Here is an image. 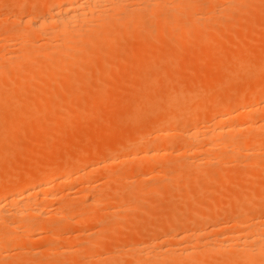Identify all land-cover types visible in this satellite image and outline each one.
<instances>
[{
	"label": "rangeland",
	"instance_id": "374dc122",
	"mask_svg": "<svg viewBox=\"0 0 264 264\" xmlns=\"http://www.w3.org/2000/svg\"><path fill=\"white\" fill-rule=\"evenodd\" d=\"M64 1L62 0H0V72H1L0 73V84H1L0 85V101H2L0 102V120H1L0 121V134H1L0 139L4 138L3 140H6V144L8 143L6 146V144H3L5 143V141L0 140V144L2 146L5 145L6 147V148L4 147L6 149L5 156H4L5 160L0 163H4L6 161L8 162L10 159L8 163L10 165L11 159L12 161L15 159L13 155L15 156L16 154L20 155V156L17 155V157H19V160L21 159L22 162L23 160L25 162V160L27 159L29 160V163H30L29 164L28 161L26 160L27 165L23 163L25 165L24 166L20 160L19 162L21 164H20V167H18V169L17 167L16 168L14 167V164H16L14 163V161L13 163H11L13 164L12 166L14 168L11 167V165L8 166L6 164V166H8L9 168L11 167L12 170L11 169L9 170H11L12 172H10L8 168L3 164L4 166L3 170H1L2 168L0 167V172H2L0 173V192L2 190H5L8 186L11 188L17 187L16 189L18 190L22 189L23 188L22 181L25 179V177L23 176H26L24 174H28L26 177H29V175H34L38 180L40 179L43 180L44 178H46L45 176L46 173L53 172L54 175H56L55 178L57 177L59 179V180L54 179L53 183L51 184V188H49L51 193L55 194L57 192L56 194L59 195L58 196L59 203H55V204L47 203L44 206V209L46 211L52 210V214L55 212L54 215H50L48 216V218H45L46 222L51 221L50 222L51 225L50 223H48L49 227L51 228V229L49 228L50 232L42 228L39 230L40 232L37 230L35 233L36 240H34L35 242L32 241V244L34 246L31 243H29V245L27 244V245L18 246V243H17L16 246L13 247V249H10V251H8L9 253L6 251V249L3 251H1L2 249H0V264L3 262L6 264H12V263L13 264H25V263L28 264L29 261L31 264L32 263L33 264H52V263L53 264H57V263L58 264H73V263L74 264H102V263L103 264H135L136 262L133 260L138 261V258L135 259L136 256L138 257V254L133 253L134 251L132 249L137 244H143L147 246L148 245L147 243L155 236H157L158 239H160L157 244L158 247L163 246V245L170 246L172 242L169 243L167 239L169 240L173 238L175 235L178 236L179 239L182 240V243L184 245H186L187 241L185 242L183 237L187 238L189 237V235L194 234L195 229L198 231H200L199 229H202L201 231H203L204 233L202 234L203 236H205L204 241L208 242V241L217 239L219 235L223 236L225 233H227V231L230 232L231 229L228 230V226L234 227V228L231 227L232 230L234 229L233 230L234 232L231 230L232 234L230 232L228 233L229 236L226 234L224 235V236L230 237L235 233H237L235 235H238L242 233L241 231L245 229H250L248 226H252L256 220H259L261 216L264 217V169H263L264 168V131L262 130L263 131L262 132L261 129H258V128L256 129V127H259L260 124L262 125L264 123V109H262L264 108V95H263L264 94V65H263L264 64V11H263L264 2H262L264 0H259L260 2H258V0H232L233 1L232 3L229 2L231 0H199V1L190 0L191 1L189 2L190 5L193 3L195 4V6L192 7L193 11L191 10V15L189 14L190 15L189 17H188V14L187 13L186 14L188 18L192 19L195 17L196 20H198L197 27H195L194 29L192 28L190 30H183V29L181 30V28L177 27L175 29H172V31L171 30L167 31L166 35L164 34V38L162 35H161L162 37L160 36L155 37L152 33H150V31H148L149 29L146 27V24L147 22H150L148 24L151 26L153 24L152 22L156 21V20L151 21L152 19H154L155 16L150 15L149 10H148L149 15L145 16V14L148 12L145 13L143 9H141L140 7H137L138 5L139 6L141 5V7L144 8L143 4H141L139 0H134L135 1L134 4L137 3L135 7L139 9L137 10L134 7V9L138 11V12H135L136 14L135 16L139 14V11L141 13L140 15L142 16L139 23L137 22V20H134L133 19L134 17H133L132 18L133 21L131 20L133 24L129 23L130 25H133V26H130L132 28H129L128 31H127L128 27H122V26L120 27H122V29H124L125 31L122 29L120 30V27H118L119 30L114 29L115 30V31L113 30L114 31V34H113L114 41L111 37L110 42H109L110 45L107 42H102V44L101 42H96L99 44H95L92 41L95 46V47L93 46L92 48L89 46V45L91 46L93 45L91 44V42H89V45H88V43L87 44L83 43V41L80 39L81 43L86 44V45H83V44L81 45L77 43L79 44V47L76 45L75 47L74 45H70L71 47L73 46L72 48H70V46H68V48L70 49L67 51H70V54H69L70 56L66 55L67 57L64 55V53L66 54V52L64 51L67 48L65 47V45L63 47L65 39L62 40L63 42L58 43L52 38V41L48 42L46 41L48 40V38L45 37L44 35H41L43 36L41 38V36L38 34L39 37L36 38L35 36H37V34H35V36L33 34V37H31V39L28 42L29 38L27 40H24L23 38L19 36L21 34V31H20L21 29L22 31L24 29H25L24 31H26L27 28H29L30 26L29 24H27V27L25 28L26 24L24 25V23L21 22L20 18H22V20L24 19L29 20V18L36 20L38 18L40 19L41 16L43 18V15L45 17L47 13L49 14V11H51L58 2L63 3ZM129 1L130 0H128V2ZM163 1L162 3H164V5L160 9L161 13L162 11H164V13H162L163 16L164 14H168V16L171 14L170 6L172 7L173 3L174 4L176 3L174 6H177V4L181 5V2L178 0H176L178 1V3L175 0H174L175 2H172L173 0H170V1L168 0L170 3L167 2L166 4H165L166 1L164 2ZM224 1H227L228 3ZM250 1L251 3L252 1H254L258 4L256 5L254 3L251 4ZM128 2L127 4H129L130 6L133 4V3L130 4ZM224 3H226V5ZM248 3H250L251 5ZM165 5H168L169 7L168 6L164 7ZM184 6L187 7V5H184ZM250 6L253 7L251 9L254 11L250 12L249 14L248 11H251ZM258 6H262V7L260 8ZM167 7L169 8L170 12L167 11ZM186 7L184 8L182 7V8L186 10H188V8L189 10L191 9V6H189L188 8ZM131 9L133 10V8ZM207 10L213 13L209 12L210 14L209 13L206 14ZM256 10H257V13H255ZM178 14H175L176 16H174L173 18L174 21H179L181 19H182L181 21H183V20L188 19L187 17L184 16L183 13L182 15H180L181 12L179 15ZM240 14H243V16H245L246 14L247 16L243 18L242 15ZM248 14H249V17H248ZM156 16L158 17V15ZM159 17H162V15H159ZM157 19H159V21L157 20L156 22H159V23H160V20H162L161 18H157ZM144 22L145 24H143ZM22 24H23V27H22ZM227 25H228V29H227ZM133 27L137 29H134ZM131 29L132 30L134 29L136 33L134 32V30L131 31ZM227 30H228V33H227ZM121 31H124V32L121 33ZM213 31L216 34H214ZM149 33L153 36L149 35ZM99 34L100 33H97V35ZM167 34H170L168 35L170 37L173 36L175 40L169 39L168 40L169 42H165L167 41L165 39H168ZM180 35L182 36L184 35L185 37H188V38H181V40L176 41L177 36H180ZM143 36L145 37V39L143 38ZM219 36L220 37L222 36L221 39ZM64 37H61V38L63 39ZM115 37L119 39L116 40ZM43 38L45 39L44 40L45 42L50 43L48 47L44 48L45 45L42 44V43L45 44V42L42 40ZM77 38H80V37H77ZM77 38L76 40L75 39L74 40L77 41ZM66 39H68L67 42L72 40L71 37H66ZM56 40H58V37L56 38ZM170 40L172 41L170 42ZM39 41H40V44H39ZM209 41L210 43L213 42V44L211 45ZM35 42L36 43L38 42V43L36 44ZM67 42H65V44ZM35 44L38 46L43 45V47L41 46L37 48L38 46H36ZM59 44L62 46H60ZM201 45L202 47H204L203 49L200 48ZM207 45L209 46L211 45L210 48ZM213 45H215V47ZM87 46H89L88 48H91V50L93 49L92 52H94V50L96 49L97 50L94 53H92L91 50L84 49V48H87ZM104 46L105 48H103ZM156 46H159L160 48ZM20 47H22L21 49L24 50V52H22L21 50H18ZM24 48H27V49H24ZM31 48L34 51H32V55L31 54L28 55L29 59L28 58L24 59L25 57L24 58L22 57L20 58L19 60L20 62H19L17 60L19 56H22L23 54L25 55L26 50L28 49L31 50ZM61 48L63 49V51ZM189 48H192V49H189ZM19 51L22 52L20 53V55L18 54ZM45 51H47L48 53L50 52L54 53L55 55L54 56L46 55ZM71 51H74L73 54ZM108 51L111 53H109ZM86 53L87 55L85 56ZM131 53L133 54V57L131 56L132 55ZM34 54L36 55V57L33 56ZM183 54H185L186 56ZM16 55L18 56V58L16 57ZM59 55L60 57H62V59L64 58V59H67L68 61L67 63L65 61V65H63L64 67H60L59 66L60 64H56L57 62L58 63L61 62V61H58L60 60ZM63 55L65 57H63ZM5 56L9 60L8 62L12 61L11 63L13 65L11 64L10 66H13L12 68L16 74H14V71L11 68L10 69L11 71L9 72H12V71L13 72L9 73L10 75L8 74L6 76L5 75L6 71L9 70L8 68L10 67H8L9 66L8 63H5L8 65V66L6 65L8 68L5 67V64H2L3 67L7 69L6 70L4 69L5 74L3 73L1 77V74H2L1 63H3L5 58L3 60L2 58ZM8 57H10V59ZM7 59H5V61H7ZM21 59H23V61ZM68 59H70V61ZM110 59L112 62L110 61ZM52 61L53 63L56 64L55 66L53 65ZM17 63L19 66H21L20 68L17 65ZM167 63L169 64L166 65ZM67 64L68 66H71V67H68V69H67ZM86 65L88 66V68ZM162 65L163 66L165 65V66L163 67ZM15 66L16 68H14ZM148 67H150L151 69ZM165 67L168 68V70ZM85 68H87V70ZM30 70H32L33 72ZM81 71L83 72V74L81 73ZM50 72H53V73L51 77H48L47 75ZM172 72H174L176 75L173 74ZM4 75H5V78L3 77ZM11 75L12 76L14 75L15 76L14 79H17V80L12 79ZM80 77L82 78L80 81H78ZM6 82L12 85H8L6 84ZM17 82L19 83L17 84ZM95 82L96 84H94ZM20 84L23 86H21ZM1 86L5 88L8 87L10 92H13L15 96L12 93H10L7 90V88L5 90V93L6 91H8L9 93H6V94L3 93L4 90H3V87L1 88ZM10 86L13 88H10ZM78 86L80 88H78ZM122 86H124L125 88H123ZM19 88L20 90L22 89L23 93L19 92L20 91ZM18 92L20 94H17ZM36 93H39V94H36ZM21 94L22 95L24 94L26 96L24 95L21 96ZM202 94L203 95L207 94V95L203 96ZM18 95H20V98L18 97ZM62 96H64V98ZM7 97H10V98L7 99ZM53 97L55 98V100ZM78 97L80 98L76 99ZM5 98L8 101L5 102L6 100ZM11 99L13 100L15 99L14 104L16 105H17V102L20 103V107L22 106L21 107L22 110L20 109V107L16 108L17 106L13 104V100ZM9 100L12 101L11 103L13 106L10 105L11 103H9ZM169 100H171V103L173 105H170L171 103L169 104ZM187 102H190L189 104L191 106L190 105L188 106ZM67 103L69 104L68 107L65 106V104L67 105ZM239 103L241 104L243 103L242 104L243 106ZM7 104L8 106H6ZM77 104L80 106H78ZM85 105L88 107L86 108ZM175 105H177V107ZM3 107H5L6 109ZM185 107L186 109H184ZM154 108H158V109H154ZM173 108H175L174 111H173ZM177 109L179 110L176 111ZM239 109H243V110L248 109V111L250 110V112L252 113V114L250 113L251 117H249V118H252L251 124L253 125L255 123L253 125L254 127H251L252 129H246V130L243 129L244 132L239 131L237 133L238 138H245V140L247 141L245 142L246 146L244 145L243 146L244 148L243 147L241 148V150L242 149L244 150H242V156L240 155L241 156L240 158H234L233 157L234 153L232 154L231 152L229 153L223 152L222 157H221V155L218 153L219 151H216L217 154L214 152L215 155L211 154L210 156V154L208 153L210 156V160H208L209 159L208 157H205V159L203 158L204 153L207 150L204 151L203 149H198L199 153L198 155L196 154V156H198L197 158L194 156L195 153H193V151L190 150V148H189V151H186L188 147H186L187 145L186 138L183 137L185 141L182 138V131L185 132V130L187 131L188 129L189 130L193 128L195 129L196 127L195 130L205 132L209 128H211V126L213 127L214 124L217 123L221 115H223L226 112H231V111L239 110ZM65 111H67V113ZM164 111L166 113H164ZM168 112H169V115H167ZM154 113L156 114L153 115ZM178 114H179V117L177 116ZM45 115L47 116V118ZM163 115L168 116V117L164 118ZM11 118L12 120H14L13 122H11L12 121L10 120ZM167 119H170L171 121H168ZM253 120L255 122H253ZM4 121L7 122L6 125ZM2 122L4 125L2 124ZM16 122L18 123L17 125L14 124ZM57 123L59 126L57 125ZM55 125L56 127L54 128ZM8 127H11L10 128L11 130L8 129ZM164 128H165V131L169 130L167 133L164 131L165 134L162 132V129L164 130ZM4 129L8 130L9 132L7 131L5 132ZM255 130L256 132H253ZM257 131H260V132H257ZM26 132L27 133L29 132V133L26 134ZM55 133H57V136L55 135ZM169 134L172 136H170ZM165 135H168V136H165ZM4 136L8 138L5 139ZM246 136H247V139H246ZM172 138L173 139L175 138L174 139L175 141ZM226 138L225 137H223V139L220 138L221 140L218 139L217 142L221 143L222 141H225ZM254 138L256 140H254ZM9 139L12 145L9 143ZM249 140L251 142H249ZM55 141L58 143L56 144ZM24 142L26 144V147H25ZM54 142L55 144H52ZM166 142L167 144H165ZM22 143L24 146L22 145ZM253 143L257 145L255 146ZM251 145H254V146H251ZM134 146L136 148H134ZM156 146H157V149L155 148ZM204 146H202L204 149L205 148L208 149V147H206L207 145H204ZM98 147L99 148L101 147L99 154H98L99 152ZM120 147H122V149ZM181 147H185V148L182 149ZM7 148H10V150L7 151ZM94 149L96 150L93 151ZM12 150H14V152ZM146 150H154L158 153L161 152L163 156L161 155V157H158V159L156 158V160L155 159L151 160V162L150 161L146 162L143 159H140L141 162L139 161V159L137 161L136 160L133 162L131 161L132 163L124 162V160L126 159L125 155L133 154V152L142 153L143 151H146ZM28 152H31L29 153L30 155L28 154ZM183 152L185 153L188 152L189 154L188 153L183 154ZM55 153L57 157L59 156L58 158L55 157ZM190 153L192 155L194 154L193 156L196 159H194L193 156L190 155ZM45 154H47L48 157L51 154H53V156L51 155L52 156V157L50 156L51 158H47V156L45 157ZM76 154L79 156V158ZM110 154L111 156L109 157ZM27 155L29 156L28 158H27ZM32 155H33V158L37 159L38 163L36 159L34 160L33 158H31ZM185 155L187 156L190 155V157H192L193 159L192 158L186 159L187 156ZM205 156H207V154ZM1 157L2 159H4L3 156ZM165 157H168V158L164 159ZM199 157L200 159L203 158L202 161L199 160ZM113 158L114 160H117L118 158L120 159H118L117 161L119 165H116L112 170H110L109 168H106V169L103 168V170H100V173L98 172V174L88 172L92 168L91 166H95V165L98 166L97 165L98 162L104 164V162L107 161L108 159L114 161ZM180 158L184 161H181ZM66 160H68L69 162L68 161L66 162ZM196 160L200 163H202L203 160H207L208 162L206 163V161H204L206 165L203 164L204 169H200L199 166H197L198 162H196ZM63 161H65V163ZM142 161L146 162L147 164L142 163ZM33 162L35 163V165L33 164ZM48 162H51V164L50 163L48 164ZM79 162L81 166H79ZM138 162L142 163L141 165L143 168H140V170L138 167ZM184 162H187V163L191 162L186 167L187 169L186 172H185V168L182 169V165ZM222 164L224 166H222ZM17 165H19L18 161H17ZM0 166L2 165L0 164ZM36 167L37 168L39 167L38 168L39 171L37 170ZM40 167H42L43 169L42 168L40 169ZM4 168H6L7 171ZM20 168H22V170ZM148 168H154L153 170H156L155 171L156 173L154 172V175H153L152 173L149 172L150 170ZM31 169H33V171H31ZM65 169H69L70 172H72V174L70 176L71 178L69 179H67L68 177L67 175H65L66 177L65 178L63 177V178L64 180L65 179L67 180L63 182L64 180H62L63 178H62V175L60 174ZM17 171L18 173L20 172L19 174L21 176H18L19 174L16 173ZM35 171L36 172L38 171L37 173L38 175L40 171H42L39 175L40 178L39 176L38 177L36 176L37 174ZM86 171L88 172L87 176L82 182H80L81 180L78 178V176L80 175V173H83ZM197 171L198 173L200 172V174H197ZM109 172H114V177L111 179H109L107 176ZM149 173L151 174L150 176H149ZM253 173L254 175H252ZM41 174L44 176L42 177ZM142 174H147L145 175L147 177L145 178L144 176L143 178L142 176L141 178H139L138 176ZM168 174H170V176H173V177L165 179L164 177L168 176ZM175 176L176 178L177 176L179 177V181H177L178 179L174 180ZM8 178L10 180H12L13 178L14 180L15 178L17 180L18 178L20 179V181L17 180L18 181V184H17L16 183L17 181L10 182ZM150 178H153V179H150ZM7 179H8V184L10 185L7 184ZM78 179L80 181H78ZM167 180L170 182V184L173 182L175 183L179 182L180 184L178 183L179 184L178 188L180 186L181 187L180 190L179 189L177 190L176 188H174L172 184H171L172 186L170 187V184H168ZM134 183H136V185L138 186H135ZM188 183H191V184L188 185ZM120 185L121 187H119ZM96 186L98 187V189ZM101 187H102V190L100 189ZM173 189H176V191ZM132 190L133 192L141 191L140 196H138V194H135L136 192L133 194ZM60 192L61 194H59ZM67 192H69V195L71 193L72 194L70 196L65 195V193ZM117 192L118 194H115ZM175 192L180 193V194L178 195ZM189 193L192 196H190ZM81 194L82 196H84L85 199L87 197L89 198V200L99 196L98 199H100L99 200L100 202H98L97 207H95L92 210H89L87 207L84 208V204H86L85 202L86 200L84 198H80V199L78 198L79 197L78 195H81ZM251 198L253 200H251ZM182 199L185 200L187 203H184L185 201H183ZM200 199L202 200L200 201ZM62 200L66 202L69 201L67 203L68 207L66 206V204L65 205L62 204L63 202ZM182 202L183 204H180V205L178 204ZM173 204L175 205L173 206ZM183 205L185 207H183ZM180 206H182L184 209L182 210V208H179ZM214 208L217 210L215 219L212 218L214 217L213 215L211 218L209 216V214L211 213V210H214ZM127 210L128 212L129 211L130 212L127 213ZM123 211L124 213H122ZM180 212H181V215L179 218ZM219 212H221L222 216ZM114 216L117 218V220H119L120 218L122 219L120 221H117L116 218H114ZM173 216L175 217L174 219H173ZM198 216L200 218L201 217L203 218V219L201 218L202 225L195 222L196 219H199ZM257 217L258 219H256ZM83 219L85 220L86 223L83 222L84 221ZM76 220L79 221L77 222L78 224L76 223ZM183 220L184 221L189 220L188 222L191 221V223L194 221L193 222L194 224L192 223L193 224L192 225L190 223L189 224L190 226H189L188 222H186L187 226L185 224H184L185 226L184 225L181 226V224H183L182 223ZM81 221L84 224H82ZM164 222H169V225L171 226H168L166 230L158 231L157 227L159 226L160 223H164ZM227 222H230V223H227ZM191 226H194V227H191ZM53 227H55V229ZM182 227L184 228V230L182 229ZM204 229H206V231ZM71 236L74 237L75 241H76V238H80V236L82 239L81 238L80 240L77 239L78 242H73L71 244L70 242L73 241V239L72 240L69 239L71 238ZM65 238H66V241H65ZM197 242L201 243L203 241H197ZM177 243L178 244L175 243L173 245H182L180 244L181 241L180 242L178 241ZM42 247L43 248L50 247L49 250L47 251V253L48 252L49 253L48 254L45 253V255L44 253L42 254L40 252V249ZM158 247L155 246L154 249L158 251V249H160ZM55 248H56V251H58L59 249V252H57L58 254L56 253ZM61 248L62 249L64 248V249L62 250ZM19 250H21L20 251L21 253L17 252ZM132 256L133 257L135 256V258L133 259ZM139 256L143 257L141 258V260L144 258L146 259L149 258L147 257V255L145 257V255L143 256L139 254ZM1 259H4V260L1 261ZM146 259L143 261H138L136 264H140L139 262H141V264H145V263L150 264L147 262ZM210 259L212 260V262L210 261ZM210 259H207V261L206 260L205 261L203 260V261L205 262V264H221L220 262H218V257L216 258L211 257ZM194 261L195 260L191 262H194ZM203 261H201V264L204 263ZM165 262H168V261L165 260V261H161L158 263L165 264ZM158 263H155V264H158ZM177 263L185 264V262H182V263L173 262L172 263L171 261H169V263H166V264H177ZM188 263L189 261H187L186 264Z\"/></svg>",
	"mask_w": 264,
	"mask_h": 264
},
{
	"label": "bare ground",
	"instance_id": "6f19581e",
	"mask_svg": "<svg viewBox=\"0 0 264 264\" xmlns=\"http://www.w3.org/2000/svg\"><path fill=\"white\" fill-rule=\"evenodd\" d=\"M62 1H64V0H62ZM131 1V2H130ZM129 2H128V0H66V1H64L63 3H57L54 7H53V9L51 10V11H49V14L47 13L46 14V16L44 17V15H43V18H42V16L40 17V19L38 18V19H36V20H34V19H30L29 18V20H22V18H20L21 19V22L22 23H24V25L26 24V26H25V28L27 27V24H29L28 26H29V28H27V30L26 31H22V29L20 30L21 31V34L19 35L21 38H23L24 40H27L28 38V42H29V40L31 39V37H33V34H34V36H35V34H37V36H35L36 38L37 37H39V35L41 36V35H44L45 37H47L48 38V40H46V41H52V38H53V40H55V41H57L58 43L59 42H63L62 40H64V44H63V47H64V45H65V47L67 48V49H65V51L64 52H66V54L64 53V55L66 56H68L69 54H70V51H67V50H69L70 48H72L70 45H74V47H75V45L76 46H78L79 47V44H83V43H88V45H89V42H91V44H93V42L95 43V44H99V43H96V42H101V44H102V42H107L108 44H109V42H110V39H111V37H112V39H113V41H114V38H113V34H114V29H118V27H120V26H122V27H128V29H127V31L129 30V28H132V27H130V26H133V25H130L129 23H132L131 22V20L133 21V19L134 20H137V22L139 23L140 22V20H141V13H140V11H139V14L137 15V16H135L136 14H135V12H138V11H136V9L137 10H139L138 8H136L135 7V5L137 4H134V0H130ZM140 1V3L141 4H143V6H144V8H145V10H147V11H145L144 10V8H142L141 7V5L139 6H137V7H140L141 9H143V11L146 13V12H148V10H149V12H150V15H153V16H155L154 17V19H152L151 21H153V20H158L159 21V19H157V18H161L162 20H160V23L159 22H156V21H153L152 23V25L150 26L148 23H150V22H147V24H146V27L149 29L148 31H150V33H152L155 37L157 36V37H162L163 36V38H164V34L166 35V33H167V31H172V29H175V28H181V30L183 29V30H190V29H194L195 27H197V25H198V20H196V18L194 17V18H188L190 15H191V10H192V7H194L195 6V4H191L190 5V3L189 2H191L190 0H178V1H180L181 2V5L179 4H177V6H174L175 4L173 3V6L171 7L170 6V8H171V14L168 16V14H164V16H163V14L162 13H164V11H162V13H161V11H160V9L163 7V5H164V3H162V1L163 0H139ZM164 1H166L165 2V4L167 3V2H169L168 0H164ZM163 1V2H164ZM176 1V0H175ZM174 0L172 1V2H175ZM178 1H176L177 3H178ZM195 1V0H194ZM199 1V0H198ZM127 2L128 3H133L131 6L129 5V4H127ZM179 2V3H180ZM224 2H227V1H224ZM229 2H233L232 0L231 1H229ZM258 2H260L259 0H258ZM262 2H264V1H262ZM170 3V2H169ZM169 3H168V5H169ZM197 3H199V2H197ZM228 3V2H227ZM230 3V4H231ZM236 3V2H235ZM237 3H238V1H237ZM240 3H241V1H240ZM250 3H251V1H250ZM250 3H248V4H250ZM252 3H254L255 5L256 4H258V3H256V2H254V1H252ZM251 3V4H252ZM203 4H205V3H203ZM225 5H226V3H224ZM229 4V5H230ZM245 4V3H244ZM250 4V5H251ZM260 4V3H259ZM134 5V6H133ZM168 5H165L164 7H166V6H168ZM170 5H172V4H170ZM183 5V6H182ZM184 5H187V7L186 6H184ZM243 5V4H242ZM125 6H127L128 8H133V10L131 9H128L127 7H125ZM189 6H191V9L189 10ZM134 7L136 8V9H134ZM169 7V6H168ZM167 7V11H169L170 12V10H169V8ZM184 7H186V8H188V10H186V9H183ZM258 7H262V6H258ZM222 8V7H221ZM225 8V7H224ZM241 8V7H240ZM251 8H253V7H251L250 6V9ZM140 9V10H141ZM181 9H183V10H181ZM226 9V8H225ZM255 9H256V7H255ZM46 10V9H45ZM164 10V9H163ZM257 10H258V8H257ZM257 10L255 11V13H257ZM160 11V12H159ZM190 11V12H189ZM193 11V10H192ZM248 11V10H247ZM252 11H254V10H252L251 9V11H248L249 12V14H250V12H252ZM264 11V10H263ZM142 12V11H141ZM149 12L148 13H146L145 14V16L146 15H149ZM168 12V13H169ZM180 12H181V14H180ZM185 12V13H184ZM189 12V13H188ZM198 12V11H197ZM207 13L206 14H208L210 11L209 10H207L206 11ZM240 12V11H239ZM247 12V13H248ZM161 13V14H160ZM180 14V15H182V13L184 14V16L185 17H187V14H188V19L187 20H183V21H181V20H179V21H174V16H176L175 14ZM187 13V14H186ZM210 13H213V12H210ZM209 13V14H210ZM246 13V12H245ZM158 15V17L156 16V15ZM178 14V15H179ZM186 14V15H185ZM190 14V15H189ZM244 14V13H243ZM243 14H240V15H242V17L244 18L245 16H247L246 14H245V16H243ZM249 14H248V17H249ZM159 15H162V17H159ZM257 15H259V14H257ZM168 16V17H167ZM183 16V17H184ZM207 16V15H206ZM263 16V15H262ZM20 17V16H19ZM25 17V16H24ZM134 17V18H133ZM191 17H193V16H191ZM241 17V16H240ZM133 18V19H132ZM164 18V19H163ZM253 18V17H252ZM27 19V18H26ZM263 19V18H262ZM164 20V21H163ZM204 20V19H203ZM208 20H210V19H208ZM228 20V19H227ZM249 20V19H248ZM10 21V20H9ZM147 21V20H146ZM20 22V23H21ZM253 22V21H252ZM247 23H248V21H247ZM133 24V23H132ZM143 24H145V22L143 23ZM226 25V24H225ZM214 26V25H213ZM216 26H217V24H216ZM231 26V25H230ZM257 26V25H256ZM22 27H23V24H22ZM122 27H120V30L122 29ZM233 27V26H232ZM251 27V26H250ZM253 27V26H252ZM258 27V26H257ZM134 28V27H133ZM139 28V27H138ZM16 29V28H15ZM31 29V30H30ZM134 29H137V28H134ZM133 29V30H134ZM225 29V28H224ZM224 29H223V31H224ZM227 29H228V25H227ZM252 29V28H251ZM7 30V29H6ZM30 30V31H29ZM114 30V31H113ZM119 30V29H118ZM122 30H124V29H122ZM132 29H131V31H133ZM258 30V29H257ZM19 31V32H20ZM125 31V30H124ZM124 31H121V33L122 32H124ZM209 31H210V29H209ZM134 32H135V30H134ZM205 32H207V31H205ZM214 32V31H213ZM221 32H222V30H221ZM235 32V31H234ZM16 33V32H15ZM97 33H100L99 35H97ZM116 33V32H115ZM117 33H118V31H117ZM136 33V32H135ZM149 33V35H151ZM169 33V32H168ZM219 33H220V31H219ZM227 33H228V30H227ZM226 33V34H227ZM251 33V32H250ZM259 33V32H258ZM39 34V35H38ZM124 34H126V33H124ZM123 34V35H124ZM171 34V33H170ZM170 34H167V37H168V39H165V40H167V41H165V42H169L168 40L169 39H173V40H175L174 38H173V36L172 37H170V36H168V35H170ZM214 34H216L215 32H214ZM225 34V35H226ZM238 34H240V33H238ZM247 34H249V33H247ZM246 34V35H247ZM254 34V33H253ZM116 35V34H115ZM120 35H122V34H120ZM136 35V34H135ZM153 35H151V36H153ZM162 35V36H161ZM65 36V37H64ZM73 36V37H72ZM86 36H87V38H86ZM119 36V35H118ZM217 36V35H216ZM234 36V35H233ZM249 36V35H248ZM43 36H41V38H42ZM55 37V38H54ZM58 37V40H56V38ZM61 37H64L63 39L61 38ZM66 37H71L72 38V40H70L69 42H67V40L68 39H66ZM77 37H80V38H77V41H75L76 40V38ZM83 37H85V38H83ZM120 37V36H119ZM122 37V36H121ZM176 37V36H175ZM220 37V36H219ZM218 37V38H219ZM222 37V36H221ZM221 37H220V39H221ZM46 38V39H47ZM61 40H60V39ZM83 38V39H82ZM116 38V37H115ZM143 38L145 39V37L143 36ZM166 38V37H165ZM181 38H188V37H185L184 35L182 36V35H180V36H177V38H176V41H179V40H181ZM22 39V40H23ZM40 39V38H39ZM39 39H37V40H39ZM75 39V40H74ZM80 39L83 41V43H81V41H80ZM119 38H116V40H118ZM191 39V38H190ZM243 39V38H242ZM43 41L45 40L44 38L42 39ZM42 40H41V42H42ZM73 40H74V42H73ZM79 40V41H78ZM129 40V39H128ZM137 40V39H136ZM193 40V39H192ZM213 40V39H212ZM217 40V39H216ZM16 41V40H15ZM93 41V42H92ZM123 41V40H122ZM172 40H170V42H171ZM220 41V40H219ZM45 42V41H44ZM48 42H45V44L44 43H42L43 45H45L44 46V48L45 47H48L49 46V44L50 43H48ZM56 42V43H57ZM65 42H67L66 44H65ZM117 42V41H116ZM146 42H148V41H146ZM153 42V41H152ZM203 42V41H202ZM216 42V41H215ZM36 43V42H35ZM38 43V42H37ZM36 43V44H37ZM53 43V42H52ZM70 43V44H69ZM72 43V44H71ZM77 43H79V44H77ZM112 43V42H111ZM139 43V42H138ZM145 43V42H144ZM154 43V42H153ZM160 43V42H159ZM199 43H200V41H199ZM209 43H210V41H209ZM217 43H218V41H217ZM219 43H221V42H219ZM3 44V43H2ZM35 44V45H36ZM39 44H40V41H39ZM61 44V43H60ZM59 44V45H60ZM86 44H83V45H86ZM105 44V43H104ZM120 44V43H119ZM157 44V43H156ZM198 44V43H197ZM211 45L213 44V42L212 43H210ZM226 44V43H225ZM43 45H36V46H38L37 48H39V47H43ZM55 45H57V44H55ZM81 45H80V47H81ZM110 45V44H109ZM159 45V44H158ZM162 45V44H161ZM170 45H172V44H170ZM210 45V46H211ZM215 45H217V44H215ZM215 45H213L214 47H215ZM32 46V45H31ZM51 46V45H50ZM60 46H62V45H60ZM68 46H70V48H68ZM90 47H92L93 48V46H94V44L91 46V45H89ZM89 46H87V48H84V49H86V50H91V48H88ZM101 46V45H100ZM153 46H155V45H153ZM207 46H209V45H207ZM210 46H209V48H210ZM85 47V46H84ZM95 47V46H94ZM149 47V46H148ZM156 47H159V46H156ZM191 47V46H190ZM214 47H212V48H214ZM22 47H20L18 50H21L22 52H24V50H22L21 49ZM44 48H43V50H44ZM103 48H105V46L103 47ZM160 48V47H159ZM201 49H203L204 47H202V45H201V47H200ZM24 49H27V48H24ZM62 49V48H61ZM95 49V48H94ZM128 49V48H127ZM187 49V48H186ZM189 49H192V48H189ZM197 49V48H196ZM29 50V51H28ZM28 50H26V52H25V55L23 54L22 56H19V58H18V56L16 55V57L18 58L17 60L19 61L20 60V58H24V59H29V57H28V55H32V51H34V50H32V48H31V50L30 49H28ZM47 50V49H46ZM51 50V49H50ZM57 50V49H56ZM72 50H74V49H72ZM97 50V49H96ZM96 50H94V52L96 51ZM105 50V49H104ZM104 50H103V52H104ZM107 50V49H106ZM150 50V49H149ZM180 50V49H179ZM28 51V52H27ZM31 51V52H30ZM52 51V50H51ZM62 51H63V49H62ZM78 51V50H77ZM93 51V49L91 50V52ZM160 51H161V49H160ZM171 51V50H170ZM190 51V50H189ZM210 51V50H209ZM254 51V50H253ZM22 52H18V54L20 55V53H22ZM37 52V51H36ZM44 52V51H43ZM54 52H55V50H54ZM68 52V53H67ZM72 52V54H73V52L74 51H71ZM82 52V51H81ZM90 52V51H89ZM94 52H92V53H94ZM109 52V51H108ZM139 52V51H138ZM153 52V51H152ZM179 52V51H178ZM214 52V51H213ZM17 53V52H16ZM35 53V52H34ZM45 53H46V55H51V56H54L55 54L54 53H48L47 51H45ZM48 53V54H47ZM62 53V52H61ZM79 53H80V51H79ZM83 53V52H82ZM91 53V54H92ZM109 53H111V52H109ZM160 53V52H159ZM169 53V52H168ZM217 53V52H216ZM8 54V53H7ZM26 54H27V56H26ZM75 54H77V53H75ZM100 54V53H99ZM132 54V53H131ZM182 54V53H181ZM186 54V53H185ZM185 54H183V55H185ZM193 54V53H192ZM199 54V53H198ZM63 55V57H65ZM87 55V53L85 54V56ZM159 55V54H158ZM174 55V54H173ZM201 55V54H200ZM247 55V54H246ZM33 56H35L36 57V55L34 54ZM62 56V55H61ZM66 56V57H67ZM70 56V55H69ZM79 56V55H78ZM120 56V55H119ZM132 57H133V54L131 55ZM145 56H146V54H145ZM171 56V55H170ZM186 56V55H185ZM198 56V55H197ZM2 57V56H1ZM31 57V56H30ZM59 57H60V55H59ZM143 57V56H142ZM147 57H148V55H147ZM150 57V56H149ZM204 57H206V56H204ZM7 59L6 58V56L5 57H3L2 58V60L3 59ZM9 59H10V57H8ZM32 58V57H31ZM34 58V57H33ZM38 58V57H37ZM47 58V57H46ZM52 58V57H51ZM87 58H89V57H87ZM157 58V57H156ZM159 58H160V56H159ZM162 58V57H161ZM182 58V57H181ZM193 58V57H192ZM5 59H4V61H5ZM16 59V58H15ZM56 59H57V57H56ZM62 57H60V60H58V61H61L60 63H56V64H60L59 66L60 67H64L63 65H65V61H66V63L68 62L67 61V59H62ZM78 59V58H77ZM243 59V58H242ZM22 61H23V59H21ZM69 61H70V59H68ZM79 60V59H78ZM93 60V59H92ZM96 60V59H95ZM146 60V59H145ZM179 60H180V58H179ZM178 60V61H179ZM194 60V59H193ZM207 60V59H206ZM3 61V63H1V66H2V68H1V71H2V74H1V77H2V75H3V73L5 74V70L8 68V67H10V68H8L9 70H7L6 71V76L9 74V73H12L14 70H13V66H10L12 63V61L11 62H8L9 60L7 59V61H5L4 62ZM49 61V60H48ZM87 61H89V60H87ZM108 61V60H107ZM110 61H111V59H110ZM139 61H140V59H139ZM147 61V60H146ZM198 61V60H197ZM17 62V61H16ZM20 62V61H19ZM24 62H25V60H24ZM28 62V61H27ZM42 62V61H41ZM56 62V61H55ZM112 62V61H111ZM110 62V63H111ZM151 62V61H150ZM208 62V61H207ZM5 63H8L9 64V66L7 65V64H5ZM49 63H51V62H49ZM52 63H53V61H52ZM90 63V62H89ZM95 63V62H94ZM99 63V62H98ZM2 64H5V67H7L6 69L3 67V65ZM55 63H53V65L55 66L56 65ZM125 64V63H124ZM169 63H167L166 65H168ZM7 65V66H6ZM13 65V64H12ZM17 65H18V63H17ZM16 65V66H17ZM23 65V64H22ZM90 65V64H89ZM105 65V64H104ZM214 65V64H213ZM264 65V64H263ZM16 66L14 67V68H16ZM19 66V65H18ZM17 66V67H18ZM87 66V65H86ZM100 66V65H99ZM163 66V65H162ZM165 66V65H164ZM163 66V67H164ZM231 66V65H230ZM242 66V65H241ZM21 66H19V68H20ZM68 67H71V66H68V64H67V69H68ZM161 67V66H160ZM166 67H168V66H166ZM165 67V68H166ZM229 67V66H228ZM238 67V66H237ZM12 68V72H9V71H11L10 69ZM66 68V67H65ZM76 68V67H75ZM87 68H88V66H87ZM87 68H85L86 70H87ZM105 68V67H104ZM122 68V67H121ZM139 68V67H138ZM148 68H150V67H148ZM165 68H163V69H165ZM172 68V67H171ZM170 68V69H171ZM218 68V67H217ZM230 68V67H229ZM5 69V70H4ZM27 69V68H26ZM59 69V68H58ZM63 69V68H62ZM70 69V68H69ZM140 69V68H139ZM151 69V68H150ZM167 70H168V68H166ZM22 70V69H21ZM89 70V69H88ZM104 70V69H103ZM137 70V69H136ZM135 70V71H136ZM212 70H213V68H212ZM251 70V69H250ZM4 71V72H3ZM30 71H32V70H30ZM50 71H51V69H50ZM78 71H80V70H78ZM94 71V70H93ZM174 71V70H173ZM217 71V70H216ZM256 71V70H255ZM262 71V70H261ZM8 72V73H7ZM18 72V71H17ZM33 72V71H32ZM59 72V71H58ZM141 72V71H140ZM176 72V71H175ZM246 72V71H245ZM1 73V72H0ZM48 73V72H47ZM46 73V74H47ZM52 73L53 72H50L47 76L48 77H51V75H52ZM81 73L83 74V72L81 71ZM80 73V74H81ZM101 73V72H100ZM116 73V72H115ZM153 73H155V72H153ZM160 73V72H159ZM167 73V72H166ZM173 74H175L174 72H172ZM247 73V72H246ZM14 74H16L15 73V71H14ZM18 74V73H17ZM33 74V73H32ZM36 74V73H35ZM45 74V73H44ZM55 74V73H54ZM78 74V73H77ZM80 74H79V76H80ZM117 74V73H116ZM172 74V75H173ZM5 75L3 76L4 78H5ZM10 75V74H9ZM21 75V74H20ZM23 75H25V74H23ZM139 75V74H138ZM170 75H171V73H170ZM169 75V76H170ZM176 75V74H175ZM31 76V75H30ZM43 76V75H42ZM46 76V77H47ZM107 76H108V74H107ZM125 76V75H124ZM233 76H235V75H233ZM232 76V77H233ZM11 77H12V79H14V75L12 76L11 75ZM172 77V76H171ZM173 77H175V76H173ZM31 78V77H30ZM40 78V77H39ZM38 78V79H39ZM81 78L82 77H80V79L78 80V81H80L81 80ZM133 78V77H132ZM77 79H78V77H77ZM89 79V78H88ZM135 79V78H134ZM256 79V78H255ZM14 80H17V79H14ZM32 80V79H31ZM119 80V79H118ZM124 80V79H123ZM159 80H161V79H159ZM194 80V79H193ZM3 81H5V80H3ZM3 81H2V83H3ZM43 81V80H42ZM238 81V80H237ZM253 81V80H252ZM16 82V81H15ZM25 82V81H24ZM31 82V81H30ZM82 82V81H81ZM87 82V81H86ZM93 82H94V80H93ZM234 82V81H233ZM19 82H17V84H18ZM23 83V82H22ZM27 83V82H26ZM83 83H84V81H83ZM135 83V82H134ZM6 84H8V82H6ZM14 84V83H13ZM94 84H96V82L94 83ZM138 84V83H137ZM1 85V84H0ZM8 85H12V84H8ZM21 85V84H20ZM50 85V84H49ZM252 85V84H251ZM21 86H23V85H21ZM77 86V85H76ZM100 86H102V85H100ZM121 86V85H120ZM119 86V87H120ZM3 86H1V88H2ZM15 87V86H14ZM39 87V86H38ZM118 87V88H119ZM123 88H125L124 86H122ZM7 88V90L10 92V90L8 89V87H6ZM6 88L5 87H3V90H4V92L3 93H5V90H6ZM10 88H13V87H11L10 86ZM21 88V87H20ZM20 88H19V90H20ZM23 88V87H22ZM78 88H80L79 86H78ZM84 88V87H83ZM104 88V87H103ZM263 88V87H262ZM15 89V88H14ZM17 89H18V87H17ZM16 89V90H17ZM67 89V88H66ZM260 89V88H259ZM2 90V89H1ZM24 90V89H23ZM126 90V89H125ZM135 90V89H134ZM175 90V89H174ZM261 90V89H260ZM8 91H6V93H9ZM11 91H12V89H11ZM31 91V90H30ZM93 91V90H92ZM96 91V90H95ZM110 91V90H109ZM2 92V91H1ZM19 92H22V89L19 91ZM17 93V94H20V93ZM76 92V91H75ZM111 92V91H110ZM211 92V91H210ZM5 93V94H6ZM10 93H12L13 94V92H10ZM23 93V92H22ZM63 93V92H62ZM71 93V92H70ZM93 93V92H92ZM98 93V92H97ZM36 94H39V93H36ZM76 94V93H75ZM166 94V93H165ZM173 94V93H172ZM9 95V94H8ZM11 95V94H10ZM14 95V94H13ZM12 95V96H13ZM24 95V94H23ZM22 94H21V96H23ZM34 95V94H33ZM103 95H104V93H103ZM199 95V94H198ZM203 95V94H202ZM205 95H207V94H204L203 96H205ZM209 95V94H208ZM249 95V94H248ZM264 95V94H263ZM2 96V95H1ZM15 96V95H14ZM24 96H26V95H24ZM74 96V95H73ZM77 96V95H76ZM100 96V95H99ZM109 96V95H108ZM202 96V97H203ZM241 96V95H240ZM259 96V95H258ZM18 97L20 98V95H18ZM39 97V96H38ZM41 97V96H40ZM63 98H64V96H62ZM91 97V96H90ZM107 97V96H106ZM183 97V96H182ZM8 98H10V97H7V99ZM11 98H13V97H11ZM43 98V97H42ZM46 98H47V96H46ZM54 98V97H53ZM80 97H78V98H76V99H79ZM82 98V97H81ZM86 98V97H85ZM246 98V97H245ZM250 98V97H249ZM6 99V98H5ZM5 100V102L6 101H8V100ZM171 99V98H170ZM242 99V98H241ZM240 99V100H241ZM11 100H13V99H11ZM15 100V99H14ZM14 100H13V104H14ZM19 100V99H18ZM35 100V99H34ZM54 100H55V98H54ZM67 100V99H66ZM81 100V99H80ZM86 100V99H85ZM130 100V99H129ZM136 100V99H135ZM134 100V101H135ZM172 100V99H171ZM171 100H169V104L171 103ZM188 100V99H187ZM197 100V99H196ZM20 101H21V99H20ZM26 101V100H25ZM39 101V100H38ZM59 101V100H58ZM73 101H75V100H73ZM82 101V100H81ZM181 101V100H180ZM234 101V100H233ZM0 102H2V101H0ZM5 102H3V103H5ZM12 101H10L9 100V103H11ZM23 102H24V100H23ZM240 102V101H239ZM40 103V102H39ZM60 103V102H59ZM190 102H187V104H188V106L190 105L189 104ZM33 104V103H32ZM42 104V103H41ZM79 104V103H78ZM77 104V105H78ZM84 104V103H83ZM179 104H181V103H179ZM229 104V103H228ZM239 104H241V103H239ZM243 104V103H242ZM241 104V105H242ZM10 105H12V103L10 104ZM14 105H16V104H14ZM28 105H30V104H28ZM54 105H55V103H54ZM64 105V104H63ZM62 105V106H63ZM111 105V104H110ZM133 105V104H132ZM131 105V106H132ZM170 105H173L172 103L170 104ZM169 105V106H170ZM200 105H201V103H200ZM213 105V104H212ZM234 105V104H233ZM6 106H8V104L6 105ZM13 106V105H12ZM17 107L16 108H19L20 107V103H18L17 102V105H16ZM65 106H69V104L67 103V105L65 104ZM78 106H80V105H78ZM86 106V105H85ZM127 106V105H126ZM164 106H165V104H164ZM176 107H177V105H175ZM191 106V105H190ZM214 106V105H213ZM243 106V105H242ZM10 107V106H9ZM15 107V106H14ZM22 107V106H21ZM21 107H20V109H21ZM26 107V106H25ZM88 106H86V108H87ZM163 107V106H162ZM174 107V106H173ZM181 107V106H180ZM239 107V106H238ZM3 108H5V107H3ZM8 108V107H7ZM168 108V107H167ZM170 108V107H169ZM178 108H179V106H178ZM242 108V107H241ZM246 108V107H245ZM262 108V107H261ZM6 109V108H5ZM4 109V110H5ZM33 109V108H32ZM43 109V108H42ZM71 109V108H70ZM154 109H158V108H154ZM171 109V108H170ZM174 109L175 108H173V111H174ZM184 109H186V107L184 108ZM249 109V108H248ZM248 109H246V110H243V109H239V110H234V111H231V112H226V113H224L223 115H221V117L218 119V121H217V123L216 124H214V126L212 127L211 126V128H209L207 131H198V130H195L196 129V127H195V129L193 130V129H188L187 131L185 130V132L184 131H182V138L184 137V138H186V142H187V145H186V147H188L187 149H186V151H189V148H190V150H192L193 151V153H195V157L197 158L198 156H196V154L198 155V149H203L204 151H206L205 153L207 154V156H205L206 154L204 153V159H205V157H208V158H206V159H208V160H210V156H211V154H213V155H215L214 154V152L216 153V151H219L218 153L221 155V157H222V153L223 152H231L232 154L234 153V158H240L241 156H242V150H244V149H242L241 150V148L246 144L245 142H247L246 140H245V138H238L237 137V133L240 131H243V129H252L251 127H254L253 125L255 124H251V119L252 118H249V117H251L250 115L252 114L251 112H250V110L248 111ZM262 109H264V108H262ZM15 110V109H14ZM22 110V109H21ZM34 110V109H33ZM54 110H55V108H54ZM179 109H177L176 111H178ZM253 110V109H252ZM258 110H260V109H258ZM17 111H19V110H17ZM52 111V110H51ZM58 111H59V109H58ZM75 111V110H74ZM122 111V110H121ZM184 111V110H183ZM191 111V110H190ZM230 111V110H229ZM35 112V111H34ZM53 112V111H52ZM66 113H67V111H65ZM123 112V111H122ZM130 112V111H129ZM133 112V111H132ZM159 112V111H158ZM185 112V111H184ZM15 113V112H14ZM43 113V112H42ZM153 113V112H152ZM157 113V112H156ZM156 113H154L153 115H155ZM162 113H163V111H162ZM164 113H166L165 111H164ZM251 113V114H250ZM47 114H48V112H47ZM59 114V113H58ZM62 114V113H61ZM129 114V113H128ZM144 114V113H143ZM176 114V113H175ZM185 114V113H184ZM187 114V113H186ZM64 115V114H63ZM162 115V114H161ZM167 115H169V112L167 113ZM6 116V115H5ZM20 116V115H19ZM46 116V115H45ZM151 116V115H150ZM164 116V115H163ZM178 117H179V114L177 115ZM39 117V116H38ZM50 117V116H49ZM67 117V116H66ZM140 117V116H139ZM166 117H168V116H164V118H166ZM8 118V117H7ZM28 118V117H27ZM46 118H47V116H46ZM69 118V117H68ZM79 118H80V116H79ZM84 118H86V117H84ZM134 118V117H133ZM146 118V117H145ZM162 118V117H161ZM171 118V117H170ZM203 118H204V116H203ZM24 119V118H23ZM56 119V118H55ZM59 119V118H58ZM130 119V118H129ZM135 119V118H134ZM216 119V118H215ZM10 120H12V118L10 119ZM18 120V119H17ZM44 120V119H43ZM50 120V119H49ZM77 120V119H76ZM168 121H171L170 119H167ZM232 120V121H231ZM233 120H234V122H233ZM237 120H239V121H236ZM1 121V120H0ZM14 120H12L11 122H13ZM51 121V120H50ZM69 121H70V119H69ZM68 121V122H69ZM128 121V120H127ZM214 121V120H213ZM212 121V122H213ZM216 121V120H215ZM29 122V121H28ZM44 122V121H43ZM57 122V121H56ZM59 122H60V120H59ZM83 122V121H82ZM81 122V123H82ZM233 122V123H232ZM253 122H255L254 120H253ZM252 122V123H253ZM4 123H5V125L7 124V122H5L4 121ZM9 123V122H8ZM63 123V122H62ZM80 123V124H81ZM85 123V122H84ZM235 123V124H234ZM2 124H3V122H2ZM13 124V123H12ZM14 124H18L17 122L16 123H14ZM20 124V123H19ZM46 124V123H45ZM79 124V125H80ZM173 124H175V123H173ZM211 124V123H210ZM228 124H229V126H228ZM4 125V124H3ZM2 125V126H3ZM32 125V124H31ZM40 125V124H39ZM54 125V124H53ZM57 125H58V123H57ZM69 125V124H68ZM257 125V124H256ZM255 125V126H256ZM9 126V125H8ZM20 126V125H19ZM59 126V125H58ZM104 126H105V124H104ZM201 126V125H200ZM5 127H7V126H5ZM12 127V126H11ZM11 127H8V129H10ZM15 127V126H14ZM37 127V126H36ZM45 127V126H44ZM56 127V125L54 126V128ZM139 127V126H138ZM166 127V126H165ZM199 127V126H198ZM198 127H197V129H198ZM16 128V127H15ZM27 128V127H26ZM34 128V127H33ZM61 128V127H60ZM128 128V127H127ZM152 128V127H151ZM202 128V127H201ZM261 129V131L263 130L264 131V123L261 125H259V127H256V129ZM17 129V128H16ZM28 129V128H27ZM38 129H39V127H38ZM77 129V128H76ZM129 129V128H128ZM200 129V128H199ZM203 129V128H202ZM5 130V129H4ZM11 130V129H10ZM26 130V129H25ZM48 130V129H47ZM55 130V129H54ZM58 130V129H57ZM67 130V129H66ZM167 130V129H166ZM201 130V129H200ZM254 130V129H253ZM9 132L8 130H5V132ZM33 131H35V130H33ZM49 131H50V129H49ZM48 131V132H49ZM59 131V130H58ZM71 131V130H70ZM164 131H165V128H164V130L162 129V132L164 133ZM169 131V130H168ZM168 131H165L166 133L168 132ZM248 131V130H247ZM252 131V130H251ZM262 131V132H263ZM64 132V131H63ZM74 132V131H73ZM244 132V131H243ZM253 132H256V130L255 131H253ZM257 132H260V131H257ZM29 133V132H28ZM27 132H26V134H28ZM53 133V132H52ZM155 133V132H154ZM171 133V132H170ZM35 134V133H34ZM37 134V133H36ZM51 134V133H50ZM60 134V133H59ZM89 134V133H88ZM144 134V133H143ZM161 134V133H160ZM165 134V133H164ZM184 134V135H183ZM1 135V134H0ZM16 135V134H15ZM30 135V134H29ZM55 135L57 136V133H55ZM162 135V134H161ZM170 135V134H169ZM21 136V135H20ZM19 136V137H20ZM147 136V135H146ZM165 136H168V135H165ZM170 136H172V135H170ZM169 136V137H170ZM248 136V135H247ZM247 136H246V139H247ZM3 137V136H2ZM5 137V136H4ZM15 137V136H14ZM18 137V136H17ZM23 137V136H22ZM38 137V136H37ZM223 137H227L226 139H225V141H222L221 143H218L217 142V140L218 139H220V138H222L223 139ZM256 137V136H255ZM8 138V137H7ZM6 137H5V139H7ZM30 138V137H29ZM40 138V137H39ZM38 138V139H39ZM55 138V137H54ZM58 138V137H57ZM140 138H141V136H140ZM176 138V137H175ZM174 138V139H175ZM183 138V139H184ZM4 138H1L0 140H3ZM13 139V138H12ZM37 139V138H36ZM41 139V138H40ZM44 139V138H43ZM47 139V138H46ZM139 139V138H138ZM137 139V140H138ZM173 139V138H172ZM173 139V140H174ZM177 139V138H176ZM179 139V138H178ZM62 140V139H61ZM60 140V141H61ZM84 140V139H83ZM180 140H181V138H180ZM221 140V139H220ZM254 140H256L255 138H254ZM3 141H5V143H3V144H6V140H3ZM13 141V140H12ZM24 141V140H23ZM43 141V140H42ZM53 141V140H52ZM57 141V140H56ZM55 141V142H56ZM141 141V140H140ZM175 141V140H174ZM184 141H185V139H184ZM11 141H10V139H9V143H10ZM55 142L54 143H52V144H55ZM147 142V141H146ZM145 142V143H146ZM182 142V141H181ZM186 142H185V144H186ZM249 142H251L250 140H249ZM253 142H255V141H253ZM257 142V141H256ZM58 142H56V144H57ZM123 143V142H122ZM8 144V143H7ZM7 144H6V146H7ZM11 145H12V143H10ZM24 144H25V142H24ZM35 144V143H34ZM51 144V143H50ZM147 144V143H146ZM165 144H167V142L165 143ZM173 144V143H172ZM254 144V143H253ZM20 145V144H19ZM22 145H23V143H22ZM66 145V144H65ZM84 145V144H83ZM132 145V144H131ZM136 145H137V143H136ZM143 145V144H142ZM158 145V144H157ZM182 145H184V144H182ZM204 145H207L206 147H208V149L207 148H203L202 146H204ZM210 147H209V146ZM250 145V144H249ZM255 145V144H254ZM254 145H251V146H254ZM257 145V144H256ZM255 145V146H256ZM0 146H2L1 144H0ZM24 146V145H23ZM55 146V145H54ZM60 146V145H59ZM101 146V145H100ZM141 146V145H140ZM201 146V147H200ZM246 146V145H245ZM5 147V145H3L2 147H0V149H2V150H0V162H2V161H4L5 160V158H4V156H5V151H6V147ZM25 147H26V144H25ZM35 147V146H34ZM50 147V146H49ZM128 147V146H127ZM152 147V146H151ZM161 147H163V146H161ZM165 147V146H164ZM205 147V146H204ZM263 147V146H262ZM10 148H12V147H10ZM10 148H7V151L8 150H10ZM16 148V147H15ZM51 148V147H50ZM53 148V147H52ZM84 148V147H83ZM99 148V147H98ZM118 148V147H117ZM121 149H122V147H120ZM131 148V147H130ZM132 148H133V146H132ZM134 148H136L135 146H134ZM154 148V147H153ZM156 149H157V146L155 147ZM182 149H184L185 147H181ZM180 148V149H181ZM232 150H230V149ZM244 148V147H243ZM34 149V148H33ZM69 149V148H68ZM100 149H101V147L99 148V152H98V154L100 153ZM218 149V150H217ZM248 149V148H247ZM22 150V149H21ZM96 149H94L93 151H95ZM106 150V149H105ZM161 150V149H160ZM196 152H195V151ZM215 150V151H214ZM260 150V149H259ZM13 152H14V150H12ZM36 151V150H35ZM54 151V150H53ZM129 151V150H128ZM159 151V150H158ZM163 151H164V149H163ZM162 151V152H163ZM166 151V150H165ZM181 151V150H180ZM185 151V150H184ZM185 151V152H186ZM191 151V152H192ZM2 152V153H1ZM16 152V151H15ZM79 152V151H78ZM185 152H183V154H187V153H185ZM202 152V151H201ZM250 152H251V150H250ZM29 153H31V152H28V154ZM80 153V152H79ZM91 153H93V152H91ZM105 153H107V152H105ZM127 153V152H126ZM130 153V152H129ZM210 154V156H209V154ZM22 154V153H21ZM95 154V153H94ZM93 154V155H94ZM179 154V153H178ZM181 154H182V152H181ZM189 154V153H188ZM217 154V153H216ZM17 155L18 154H16L15 156L13 155V157H15V159L13 160L14 161V163H16V164H14V167L16 168L17 167V169H18V167H20V160H19V157H17ZM23 155H25V154H23ZM30 155V154H29ZM52 156H53V154H51ZM51 155H49V157L47 156V154H45V157L47 156V158H51L52 156ZM77 155V154H76ZM87 155V154H86ZM161 155L163 156V154H161V152L160 153H158V152H156V151H154V150H146V151H143L142 153L140 152V153H137V152H133V154H127V155H125V160H124V162H133V161H137L138 159H139V161H140V159H143V160H145L146 162L147 161H150L151 162V160H156V158L158 159V157H161ZM175 155V154H174ZM190 155H192L191 153H190ZM190 155L189 156H187V155H185V156H187V158L186 159H188V158H192V157H190ZM192 155V156H193ZM212 155V156H213ZM241 155V156H240ZM1 156H3V158L4 159H2V157ZM18 156H20V155H18ZM51 156V157H50ZM78 156V155H77ZM90 156H92V155H90ZM96 156V155H95ZM95 156H93V157H95ZM111 156V154L109 155V157ZM164 156H165V154H164ZM178 156H180V155H178ZM182 156V155H181ZM194 156H193V158H194ZM230 156H231V154H230ZM29 156L27 155V158H28ZM31 157V156H30ZM55 157L56 158H58L57 156H56V153H55ZM83 157V156H82ZM118 157V156H117ZM18 158V159H17ZM31 158H33V155H32V157ZM78 158H79V156H78ZM91 158V157H90ZM97 158H99V157H97ZM96 158V159H97ZM116 158V157H115ZM168 157H165L164 159H167ZM176 158V157H175ZM178 158V157H177ZM192 158V159H193ZM196 158H194V159H196ZM202 158V159H203ZM233 158V159H234ZM2 159V160H1ZM30 159V158H29ZM34 160L36 159V158H33ZM41 159V158H40ZM66 159H68V158H66ZM86 159V158H85ZM84 159V160H85ZM118 159H120V158H118ZM118 159L117 160H114V158H113V160L114 161H112V160H107V161H105L104 162V164H102V163H97V165L98 166H91L90 168V170L88 171L89 173H94V174H98V172L100 173V170H103V168L104 169H106V168H109L110 170H112L116 165H119L118 164ZM123 159V158H122ZM163 159V158H162ZM181 159V158H180ZM186 159H185V161H186ZM202 159H200V157H199V160H201L202 161ZM213 159V158H212ZM27 160V159H26ZM25 160V162H24V160H23V162H22V160H21V162H22V164L24 163V164H26V162L28 161V163H29V160H27L26 161ZM31 160V159H30ZM48 160V159H47ZM50 160V159H49ZM52 160H54V159H52ZM198 160V159H197ZM196 160V162H198ZM214 160V159H213ZM218 160V159H217ZM224 160V159H223ZM9 161H10V159H9ZM9 161L6 163V162H4V163H0L2 166H0L2 169L1 170H3V164L6 166V164L8 165V166H10L11 165V167H13L12 165L13 164H11V163H13V161H12V159H11V162H10V165L8 164L9 163ZM17 161H18V164L19 165H17ZM33 161V160H32ZM36 161H37V159H36ZM68 160H66V162H67ZM181 161H184V160H182L181 159ZM204 161H206V163L208 162L207 160H203V162L202 163H200V162H198L197 163V166H199V168L200 169H204V167H203V164L204 165H206V163L204 162ZM260 161V160H259ZM35 162V161H34ZM33 162V164L35 165V163ZM52 162V161H51ZM51 162H48V164L50 163L51 164ZM61 162V161H60ZM64 163H65V161H63ZM69 162V161H68ZM78 162V161H77ZM85 162V161H84ZM103 162V161H102ZM131 162V163H132ZM141 162V161H140ZM140 162H138V167H139V170H140V168H143L142 167V163H146V162H143L142 161V163H140ZM149 162V163H150ZM188 162V161H187ZM187 162H184L183 163V165H182V169H184L185 168V172H186V167L188 166V164H190V163H187ZM195 162V161H194ZM37 163H38V161H37ZM45 163V162H44ZM56 163V162H55ZM55 163H53V164H55ZM63 163V164H64ZM75 163V162H74ZM131 163H129V164H131ZM137 163V162H136ZM158 163V162H157ZM156 163V164H157ZM222 163V162H221ZM221 163H220V165H221ZM23 164V165H24ZM30 164V163H29ZM47 164V163H46ZM57 164V163H56ZM81 164H83V163H81ZM85 164V163H84ZM91 164V163H90ZM96 164V163H95ZM128 164V165H129ZM143 164V165H144ZM147 164V163H146ZM209 164V163H208ZM247 164V163H246ZM15 165H17V166H15ZM27 165V164H26ZM38 165V164H37ZM154 165V164H153ZM158 165V164H157ZM180 165V164H179ZM214 165V164H213ZM8 166H6L7 168H8V170L9 169H11V167L9 168ZM25 166V165H24ZM31 166V165H30ZM29 166V167H30ZM45 166V165H44ZM79 166H81L80 165V162H79ZM86 166V165H85ZM88 166V165H87ZM133 166V165H132ZM165 166V165H164ZM192 166V165H191ZM196 166V167H197ZM222 166H224L223 164H222ZM230 166V165H229ZM248 166V165H247ZM13 167V168H14ZM32 167V166H31ZM30 167V168H31ZM76 167V166H75ZM136 167V166H135ZM147 167V166H146ZM146 167H144V168H146ZM151 167V166H150ZM153 167V166H152ZM255 167V166H254ZM23 168V167H22ZM22 168H20L21 170H22ZM26 168V167H25ZM29 168V169H30ZM37 168V167H36ZM35 168V169H36ZM39 168V167H38ZM38 168H37V170H38ZM42 167H40V169H41ZM198 168V167H197ZM207 168H209V167H207ZM5 170H6V168H4ZM43 169V168H42ZM88 169H89V167H88ZM150 171V173H152L153 175H154V172L156 171V170H153L154 168H148ZM264 169V168H263ZM12 170V169H11ZM11 170H9L10 172H12ZM46 170V169H45ZM108 170V169H107ZM137 170V169H136ZM175 170V169H174ZM189 170V169H188ZM254 170V169H253ZM7 171V170H6ZM6 171H4V172H6ZM8 171V172H9ZM26 171V170H25ZM30 171V170H29ZM31 171H33V169H31ZM39 171V170H38ZM38 171L36 172V174L38 173ZM80 171V170H79ZM82 171H83V169H82ZM85 171V170H84ZM114 171V170H113ZM201 171V170H200ZM42 171H40V173H41ZM57 172H59V171H57ZM88 172L86 171V172H83V173H80V175L78 176V178L81 180H79L78 179V181H80V182H82L84 179H85V177L87 176V174H88ZM141 172V171H140ZM170 172V171H169ZM182 172V171H181ZM242 172V171H241ZM251 172H253V171H251ZM254 172H256V171H254ZM0 173H2V172H0ZM17 174H19L18 173V171L16 172ZM23 173V172H22ZM25 173V172H24ZM40 173H39V175H40ZM143 173V172H142ZM149 173V176L151 175ZM156 173V172H155ZM176 173V172H175ZM7 174V173H6ZM10 174V173H9ZM33 174H34V172H33ZM71 174H72V172H70V170L69 169H65L64 171H62L61 172V174L60 175H62V178L64 177H66L65 175H67V179H69V178H71L70 176H71ZM77 174H78V172H77ZM172 174V173H171ZM179 174V173H178ZM197 174H200V172L198 173V171H197ZM261 174V173H260ZM4 175V174H3ZM14 175V174H13ZM24 175H28V174H24ZM38 174L36 175L37 177L39 176ZM42 175V174H41ZM92 175V174H91ZM145 175H147V174H142V175H140V176H138L139 178H141L142 176H143V178H144V176ZM177 175V174H176ZM252 175H254V173L252 174ZM5 176V175H4ZM8 176V175H7ZM6 176V177H7ZM18 176H21L20 174L18 175ZM26 176H23V177H25V179L22 181V184H23V188L22 189H20V190H18V189H16L15 187H7L5 190H2L1 192H0V249H2L1 251H3V250H5L6 249V251L8 252V251H10V249H13V247H15L16 246V244L18 243V246L19 245H29V243H31L32 244V241L33 242H35L34 240H36V231L38 230H40L41 228L42 229H46L47 231H49L50 232V227H49V224L48 223H50L48 220V222H46V219L45 218H48V216H50V215H54L55 214V212L52 214V210L50 211V210H45L44 209V206L48 203V204H50V203H59L58 201H59V195H57L56 193L54 194V193H51V191L49 190V188H51V184L53 183V181H54V179H58L57 177L55 178V176L56 175H54V173L53 172H49V173H46V178H44L43 180L42 179H40V180H38L34 175H29V177H26ZM44 175H42V177H43ZM76 176V175H75ZM107 176H108V178L109 179H111V178H113L114 177V172H109L108 174H107ZM155 176H156V174H155ZM179 176V175H178ZM177 176V178H176V176L174 177L175 179L174 180H177V181H179V177ZM147 176H145V178H146ZM153 177V176H152ZM164 177V176H163ZM171 177H173V176H170V174H168V176H165L164 178L166 179V178H171ZM261 177H262V175H261ZM39 178H40V176H39ZM61 178V177H60ZM61 178V179H62ZM64 178L62 179V180H64ZM154 178V177H153ZM153 178H150V179H153ZM185 178V177H184ZM9 179V178H8ZM8 179H7V184H8ZM67 179H65V180H67ZM99 179V178H98ZM138 179V178H137ZM136 179V180H137ZM207 179V178H206ZM255 179V178H254ZM10 180V179H9ZM17 180H19L20 181V179H18L17 178ZM16 180V178H15V180H14V178L12 179V180H10V182L11 181H17ZM59 180V179H58ZM65 180L63 181V182H65ZM76 180V179H75ZM143 180V179H142ZM145 180V179H144ZM149 180V179H148ZM173 180V179H172ZM241 180V179H240ZM249 180H251V179H249ZM85 181H87V180H85ZM94 181V180H93ZM138 181H140V180H138ZM168 181V180H167ZM190 181V180H189ZM255 181V180H254ZM62 182V181H61ZM135 182V181H134ZM262 182V181H261ZM13 183V182H12ZM17 184H18V181L16 182ZM119 183V182H118ZM174 183V184H173ZM173 183H171L172 185H173V187L174 188H176L177 190L179 189L180 190V186H179V188H178V185L180 184L179 182V184L176 182H173ZM235 183V182H234ZM4 184H6V183H4ZM88 184V183H87ZM86 184V185H87ZM135 184V186H138V185H136V183H134ZM168 184H170V182L168 181ZM170 184V187L172 186ZM182 184V183H181ZM189 184H191V183H188V185ZM239 184V183H238ZM8 185H10V184H8ZM61 185V184H60ZM71 185V184H70ZM109 185V184H108ZM217 185V184H216ZM244 185V184H243ZM7 186V185H6ZM12 186V185H11ZM20 186V185H19ZM85 186V185H84ZM103 186V185H102ZM2 187V186H1ZM97 187V186H96ZM96 187H94V188H96ZM106 187V186H105ZM119 187H121V185L119 186ZM125 187V186H124ZM169 187V186H168ZM172 187V188H173ZM184 187V186H183ZM204 187V186H203ZM232 187V186H231ZM190 188V187H189ZM69 189V188H68ZM97 189H98V187H97ZM101 190H102V187L100 188ZM106 189V188H105ZM166 189V188H165ZM176 189H173V190H175L176 191ZM254 189V188H253ZM60 190V189H59ZM64 190V189H63ZM73 190V189H72ZM91 190H93V189H91ZM136 190V189H135ZM190 190V189H189ZM188 190V191H189ZM235 190V189H234ZM238 190V189H237ZM66 191V190H65ZM95 191V190H94ZM239 191V190H238ZM247 191V190H246ZM79 192V191H78ZM96 192V191H95ZM123 192V191H122ZM132 192H133V190H132ZM136 192V193H135ZM74 193V192H73ZM130 193V192H129ZM138 194V196H140V194H141V191H134L133 192V194ZM175 193H177V192H175ZM247 193V192H246ZM59 194H61V192L59 193ZM72 194V193H71ZM70 194V195H71ZM96 194V193H95ZM115 194H118V192L117 193H115ZM178 195L180 194V193H177ZM190 194V193H189ZM65 195H69V192H67V193H65ZM69 195V196H70ZM91 195H93V194H91ZM155 195V194H154ZM171 195V194H170ZM176 195V194H175ZM181 195H182V193H181ZM184 195V194H183ZM187 195H188V193H187ZM194 195V194H193ZM217 195V194H216ZM221 195V194H220ZM68 196V197H69ZM79 197V199L80 198H84V196H82V194L81 195H78ZM82 196V197H81ZM132 196V195H131ZM142 196V195H141ZM147 196V195H146ZM174 196V195H173ZM177 196V195H176ZM190 196H192L191 194H190ZM237 196V195H236ZM107 197V196H106ZM105 197V198H106ZM136 197H137V195H136ZM194 197V196H193ZM250 197V196H249ZM77 198V199H78ZM99 198V196L98 197H95V198H93V199H91V200H89V198H87L86 197V204H84V208L85 207H87L89 210H92V209H94L95 207H97V203L98 202H100L99 200L100 199H98ZM134 198V197H133ZM177 198V197H176ZM188 198V197H187ZM195 198V197H194ZM240 198H242V197H240ZM252 198H253V196H252ZM251 198V200H253ZM122 199V198H121ZM173 199V198H172ZM171 199V200H172ZM183 199H184V197H183ZM182 199V200H183ZM225 199V198H224ZM82 200V199H81ZM175 200V199H174ZM178 200V199H177ZM176 200V201H177ZM180 200V199H179ZM181 200V201H182ZM194 200V199H193ZM202 199H200V201H201ZM235 200V199H234ZM63 201V200H62ZM77 201H79V200H77ZM181 201H179V202H181ZM183 201H185V200H183ZM189 201V200H188ZM69 202V201H68ZM68 202H66V201H63L62 202V204L63 205H65L66 204V206L68 207V205H67V203ZM224 202V201H223ZM102 203V202H101ZM128 203V202H127ZM164 203V202H163ZM174 203H176V202H174ZM184 203H187L186 201L184 202ZM233 203H234V201H233ZM245 203V202H244ZM259 203V202H258ZM72 204V203H71ZM165 204V203H164ZM168 204V203H167ZM179 205L180 204H183V202L182 203H178ZM247 204H249V203H247ZM101 205V204H100ZM107 205V204H106ZM114 205V204H113ZM175 204H173V206H174ZM212 205V204H211ZM218 205H220V204H218ZM251 205V204H250ZM103 206V205H102ZM172 206V207H173ZM145 207H147V206H145ZM166 207V206H165ZM183 207H185L184 205H183ZM182 206H180L179 208H182V210L184 209ZM202 207V206H201ZM234 207H235V205H234ZM151 208V207H150ZM174 208V207H173ZM216 208V207H215ZM214 208V210H211V213L209 214V216H210V218L212 217V215L214 216V217H212L213 219H215V216H216V214H217V210ZM225 208V207H224ZM48 209V208H47ZM50 209H52V208H50ZM79 209V208H78ZM124 209V208H123ZM202 209V208H201ZM200 209V210H201ZM209 209V208H208ZM207 209V210H208ZM54 210V209H53ZM175 210V209H174ZM173 210V211H174ZM181 210V211H182ZM252 210V209H251ZM125 211V210H124ZM124 211L122 212V213H124ZM153 211V210H152ZM151 211V212H152ZM203 211V210H202ZM231 211V210H230ZM108 212V211H107ZM130 212V211H129ZM128 212V210H127V213H129ZM167 212V211H166ZM176 212V211H175ZM238 212V211H237ZM99 213H101V212H99ZM103 213V212H102ZM126 213V212H125ZM141 213V212H140ZM164 213V212H163ZM162 213V214H163ZM201 213V212H200ZM207 213V212H206ZM220 214H221V212H219ZM259 213V212H258ZM59 214V213H58ZM120 214V213H119ZM179 214V213H178ZM185 214V213H184ZM204 214V213H203ZM250 214V213H249ZM77 215V214H76ZM101 215V214H100ZM124 215V214H123ZM180 215H181V212H180V214H179V218H180ZM191 215V214H190ZM71 216V215H70ZM121 216V215H120ZM221 216H222V214H221ZM224 216V215H223ZM260 216V215H259ZM94 217V216H93ZM104 217V216H103ZM138 217V216H137ZM183 217V216H182ZM199 217V216H198ZM242 217H244V216H242ZM105 218V217H104ZM114 218H116L115 216H114ZM175 217L173 216V219H174ZM184 218V217H183ZM202 218V217H201ZM201 218L199 217V219H196L195 220V222L196 223H199V224H201L202 225V222H201ZM221 218V217H220ZM45 219V220H44ZM122 218H120L119 220H117V218H116V220L117 221H120ZM159 219H161V218H159ZM166 219V218H165ZM170 219V218H169ZM168 219V220H169ZM203 219V218H202ZM209 219V218H208ZM240 219V218H239ZM256 219H258V217L256 218ZM75 220V219H74ZM84 220V219H83ZM82 220V221H83ZM102 220V219H101ZM176 220V219H175ZM187 220V219H186ZM211 220V219H210ZM254 220V219H253ZM69 221V220H68ZM82 221H81V223H82ZM87 221V220H86ZM172 221V220H171ZM189 221V220H188ZM188 221H182V223L183 224H181V226L182 225H186L187 226V224H186V222H188ZM243 221V220H242ZM77 222H79V221H77L76 220V223ZM84 223H86L85 222V220L83 221ZM95 222V221H94ZM163 222V221H162ZM194 222V221H193ZM192 222V223H193ZM254 222V221H253ZM47 223V224H46ZM74 223V222H73ZM84 223H82V224H84ZM91 223V222H90ZM119 223V222H118ZM191 223V221L190 222H188V225ZM191 223V224H192ZM227 223H230V222H227ZM78 224V223H77ZM134 224V223H133ZM161 224H163V225H161ZM170 224H171V222H170ZM194 224V223H193ZM192 224V225H193ZM234 224V223H233ZM50 225H51V223H50ZM161 225V226H160ZM184 225V226H185ZM73 226V225H72ZM111 226V225H110ZM130 226V225H129ZM168 226H171V225H169V222H164V223H160L159 224V226L157 227V230L158 231H160V230H166V228L168 227ZM190 226V225H189ZM211 226V225H210ZM234 226V225H233ZM48 227V228H47ZM83 227H85V226H83ZM127 227V226H126ZM137 227V226H136ZM191 227H194V226H191ZM232 227V226H231ZM229 227L228 226V230L229 229H231L232 230V228H234V227ZM250 229H245V230H243V231H241L242 233L241 234H238V235H235V234H237V233H235V234H233L232 236H230V237H227V236H224L225 234L226 235H228V233H230L231 232V230H230V232L229 231H227V233H223L224 235L222 236V235H219L218 236V238L217 239H214V240H212V238H214V237H212L211 238V240L213 241H208V242H205L204 240V238H205V236H203V231H201L202 229H199L200 231H198V230H196L195 229V232H194V234H191V235H189V237H183L184 238V240H185V242L187 241V244L186 245H184L183 243H182V240L181 239H179V237L178 236H171V237H173V238H171V239H167V241L169 242V243H171V245H172V247H171V245L170 246H165V245H163V246H160V247H158L157 246V244H158V241L160 240V239H158V237L157 236H155V237H153L147 244V246H145V245H143V244H137V245H135V247L132 249L134 252L133 253H137L138 254V257L136 256V258H135V256L133 257V259L135 258V259H137L138 258V261H143V260H145L146 258H144V259H142L141 260V258H143L142 256H139V254L140 255H145V257H146V255H147V257H149L148 259H146L147 260V262L148 263H150V264H155V263H158V262H161V261H168V262H165V264L166 263H169V261H171L172 263L173 262H179V263H182V262H185V264L187 263V261H189V263L188 264H201V261H207V259H210L211 257H214V258H216V257H218V262H220L221 264H264V217L263 216H261L260 218H259V220H256L255 222H254V224L252 225V226H248ZM50 228V229H49ZM54 229H55V227H53ZM129 228V227H128ZM132 228V227H131ZM147 228H148V226H147ZM178 228V227H177ZM188 228V227H187ZM245 228V227H244ZM100 229V228H99ZM139 229V228H138ZM169 229V228H168ZM182 229L184 230V228L182 227ZM189 229H190V227H189ZM224 229V228H223ZM45 230V231H46ZM171 230V229H170ZM186 230V229H185ZM205 231H206V229H204ZM208 230V229H207ZM211 230V229H210ZM209 230V231H210ZM225 230V229H224ZM234 230V229H233ZM232 230V231H233ZM81 231V230H80ZM91 231V230H90ZM103 231V230H102ZM101 231V232H102ZM187 231V230H186ZM40 232V231H39ZM52 232H53V230H52ZM100 232V231H99ZM104 232V231H103ZM190 232H192V231H190ZM201 232V233H200ZM213 232V231H212ZM234 232V231H233ZM235 232H236V230H235ZM239 232V231H238ZM73 233V232H72ZM78 233V232H77ZM203 233V234H202ZM220 233H221V231H220ZM65 234V233H64ZM79 234V233H78ZM102 234V233H101ZM114 234V233H113ZM117 234V233H116ZM177 234V233H176ZM185 234V233H184ZM210 234H211V232H210ZM231 234H232V232H231ZM230 234V235H231ZM74 235V234H73ZM111 235V234H110ZM172 235V234H171ZM214 235V234H213ZM40 236V235H39ZM131 236V235H130ZM133 236V235H132ZM163 236H164V234H163ZM166 236V235H165ZM168 236V235H167ZM170 236V235H169ZM229 236V235H228ZM69 237V236H68ZM79 237V236H78ZM112 237V236H111ZM80 238H81V236H80ZM80 238H76V241L74 240V237H72L71 236V238H69V239H73V241H71L70 243L72 244L73 242H78L77 241V239L78 240H80ZM160 238V237H159ZM163 238H165V237H163ZM216 238V237H215ZM68 239V240H69ZM82 239V238H81ZM207 239H208V237H207ZM97 240V239H96ZM137 240V239H136ZM139 240V239H138ZM172 240V241H171ZM210 240V239H209ZM65 241H66V238H65ZM90 241V240H89ZM99 241V240H98ZM180 242L181 241V243L180 244H182V245H173V244H178L177 242ZM197 241H203V242H201V243H198ZM168 242H167V244H168ZM142 243V242H141ZM144 243V242H143ZM150 243V244H149ZM198 243V244H197ZM99 244V243H98ZM106 244H108V243H106ZM33 245V244H32ZM118 245V244H117ZM31 246V245H30ZM34 246V245H33ZM158 247V248H160V249H158V251H156L155 249H154V247ZM44 247V246H43ZM41 248L40 249V252L43 254L44 253V255H45V253H47V251L49 250V248ZM4 248V249H3ZM77 248V247H76ZM86 248V247H85ZM94 248V247H93ZM28 249V248H27ZM62 249V248H61ZM60 249V250H61ZM64 249V248H63ZM62 249V250H63ZM75 249V248H74ZM126 249V248H125ZM14 250H16V249H14ZM13 250V251H14ZM23 250V249H22ZM61 250V251H62ZM77 250V249H76ZM90 250V249H89ZM12 251V252H13ZM21 250H19V251H17V252H20ZM54 251V250H53ZM55 251H56V248H55ZM91 251V250H90ZM6 252V253H7ZM11 252V253H12ZM57 252H59V249H58V251H56V253ZM97 252V251H96ZM124 252V251H123ZM9 253V252H8ZM21 253V252H20ZM24 253V252H23ZM49 253V252H48ZM47 253V254H48ZM63 253V252H62ZM88 253V252H87ZM90 253V252H89ZM100 253V252H99ZM127 253H129V252H127ZM18 254V253H17ZM38 254H39V252H38ZM52 254H53V252H52ZM58 254V253H57ZM60 254V253H59ZM122 254H124V253H122ZM126 254V253H125ZM50 255V254H49ZM95 255H97V254H95ZM135 255V254H134ZM31 256V255H30ZM67 256V255H66ZM73 256V255H72ZM124 256V255H123ZM38 257V256H37ZM78 257V256H77ZM121 257V256H120ZM126 257H127V255H126ZM6 258V257H5ZM54 258V257H53ZM122 258V257H121ZM11 259V258H10ZM31 259V258H30ZM38 259V258H37ZM74 259V258H73ZM77 259V258H76ZM123 259V258H122ZM127 259V258H126ZM125 259V260H126ZM130 259H131V257H130ZM132 259V260H133ZM4 259H1V261H3ZM64 260V259H63ZM148 260H150V261H148ZM193 260H195L194 262H191V261H193ZM42 261V260H41ZM129 261V260H128ZM133 261H135L136 263L138 262L137 260H133ZM203 261V262H204ZM210 261L212 262V260L210 259ZM16 262H17V260H16ZM19 262V261H18ZM73 262V261H72ZM75 262V261H74ZM109 262V261H108ZM122 262V261H121ZM126 262V261H125ZM216 262V261H215ZM24 263V262H23ZM135 263V264H136ZM140 264H141V262H139ZM1 264H6V263H1ZM13 264V263H12ZM26 264V263H25ZM28 264H31L30 263V261H29V263ZM33 264V263H32ZM53 264V263H52ZM58 264V263H57ZM74 264V263H73ZM103 264V263H102ZM146 264V263H145ZM158 264H160V263H158ZM161 264H163V263H161ZM178 264V263H177ZM183 264V263H182ZM202 264H205V262L204 263H202Z\"/></svg>",
	"mask_w": 264,
	"mask_h": 264
}]
</instances>
